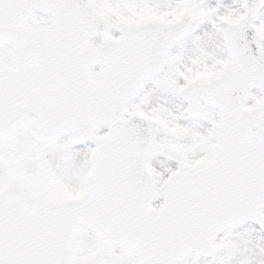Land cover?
Instances as JSON below:
<instances>
[{"label": "snow or ice", "instance_id": "6c2138e0", "mask_svg": "<svg viewBox=\"0 0 264 264\" xmlns=\"http://www.w3.org/2000/svg\"><path fill=\"white\" fill-rule=\"evenodd\" d=\"M0 264H264V0H0Z\"/></svg>", "mask_w": 264, "mask_h": 264}]
</instances>
